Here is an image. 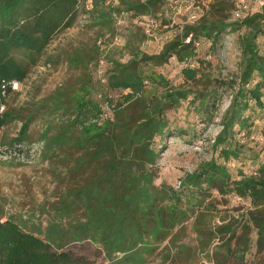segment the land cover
<instances>
[{
  "label": "trees",
  "instance_id": "trees-1",
  "mask_svg": "<svg viewBox=\"0 0 264 264\" xmlns=\"http://www.w3.org/2000/svg\"><path fill=\"white\" fill-rule=\"evenodd\" d=\"M79 1L0 0V84L27 76L28 67L11 52L25 49L35 61L55 31L71 25ZM82 1L94 24L108 28L116 14L127 13L141 30L135 33L140 42L157 37V20L168 16V10L176 32L153 53L129 40L126 59L107 53L101 56L104 37L63 53L62 60L77 73L54 91V105L57 110L61 106L64 118L45 138V147L52 151L49 158L54 157L63 167L60 186L54 199L40 207L48 217L43 227L33 222L28 228L24 220L29 218L0 213V264H91L67 249L71 243L85 240L96 245L109 264H144L155 250L189 264L194 251L181 240L185 223L211 189L249 198L253 208L235 223L215 227L205 224V219L194 223L196 248L205 251L214 242L209 254L214 262L247 264L252 231L257 250L264 249V155L257 167L248 172L243 169L237 177L226 162L238 158L245 147L236 134L252 132L254 120L247 112L257 109L264 117V3L180 0L182 8L177 12L170 7L172 0ZM188 4L191 7L186 9ZM174 13H181V22L174 21ZM233 33L240 50L237 72L230 79L212 76L201 67L204 61L198 58L196 47L207 41L218 51L223 39ZM172 57L181 65L183 82L179 84L158 70ZM58 61L51 54L46 63ZM90 64L93 71L99 68V83L106 90L91 83ZM199 82L203 83L201 89L193 86ZM220 88L230 90V99L211 146L223 161L213 156L201 162L181 177L179 188L157 184L158 158L166 146L157 149L156 138L183 133L170 128L168 111L191 96L196 111L210 120ZM113 91L118 92L116 99ZM97 95L103 97L97 99ZM6 98L0 97V104ZM47 108L55 114V108ZM30 112L25 107L5 106L0 112V132L11 121L21 119L13 138L20 141L35 116ZM198 212L200 220L205 212Z\"/></svg>",
  "mask_w": 264,
  "mask_h": 264
},
{
  "label": "rangeland",
  "instance_id": "rangeland-1",
  "mask_svg": "<svg viewBox=\"0 0 264 264\" xmlns=\"http://www.w3.org/2000/svg\"><path fill=\"white\" fill-rule=\"evenodd\" d=\"M77 15L71 25L59 27L51 36L44 51L36 57L35 61L30 59L25 49L18 48L11 52L19 62L28 67L26 85L17 93L10 94L6 98V107L22 108L27 112L35 114L29 123L26 132L20 141H14L18 135L21 119H15L5 125L0 132V213L2 215H12L16 219L24 220L28 228H32L33 222L40 223L43 227L48 220L46 214L40 212L41 206H47L53 199L55 190L60 186L59 176L63 173V167L59 162H55L54 157L49 158L52 153L45 147L46 139L56 130L58 123L64 116L61 113V106L54 105V91L58 86L65 85L66 81L72 79L77 73L69 68L62 60L65 51H71L81 43H94L100 38H105L104 53L114 58L126 59L129 56L126 44L129 40L135 41L139 48L147 53L160 50L164 41L175 35V28L168 16L158 19L159 23L155 27L156 38H146L142 42L136 37L138 24L133 21L127 13L116 14L110 25L94 24L91 11H87L84 3L80 0L76 7ZM86 9V10H85ZM181 13H174V21H180ZM164 19V20H163ZM169 21V22H168ZM168 22V23H167ZM181 22V21H180ZM106 35V36H105ZM237 34L233 33L223 39L221 49L216 51L209 47V42H202L196 48L197 56L204 63L201 65L205 71H209L212 76L220 79H230L235 76L240 56V50L236 40ZM97 39V40H96ZM261 39V38H260ZM263 41L260 40V45ZM55 54L59 61L56 64H47L49 55ZM106 59V58H105ZM93 65V64H92ZM90 64V68H92ZM99 68L96 71L91 69L92 81L96 88L106 90L99 77ZM158 70L170 79L174 84L183 82V74L180 63L172 57L168 63L158 67ZM75 72V73H74ZM194 87L203 88V83H195ZM109 93V92H107ZM113 97H118V92L113 91ZM102 96V95H101ZM97 95V99H100ZM103 97V96H102ZM56 98V94H55ZM191 96L174 109L168 111L170 128L180 130L183 133L179 136H164L161 140L156 138L155 147L157 149L163 144L166 148L158 158L159 173L155 182H163L179 188L181 177L187 172H191L197 166L211 157H218V150H213L211 144L213 138L220 129L219 120L229 103L230 90L220 88L214 104L211 105V119L205 120L203 116L194 108L190 102ZM43 99H45L43 101ZM44 102L50 109L55 108V114L49 112L47 106L41 105ZM198 100L195 101V104ZM251 114L254 124L251 127V134L244 136L243 133L236 134V138L245 144L243 152L236 159H233L227 166L233 177H237L239 171L247 172L257 167L259 159L264 155V117L262 111H248ZM44 137V139H41ZM17 145V147H15ZM253 205L249 198H242L234 192L221 193L215 189L207 191L202 204L195 208L190 218L186 221L185 234L182 241L189 244L194 251L193 259H189V264H217L209 258L214 242L205 251L196 248L198 240L193 230L194 223H202L215 227L221 223L239 221ZM204 211L205 215L198 220L199 211ZM35 212V214H32ZM3 216V219H5ZM205 217V218H204ZM23 225V224H22ZM255 233H251V244L245 254L247 264H264V249L258 251L255 245ZM217 240L215 239V242ZM75 256H82L88 259L91 264H109L102 251L88 240L73 242L68 247ZM144 264H184V260H177L174 257L164 254V252L154 251L147 255ZM139 257V262L141 263ZM224 264H234L231 261Z\"/></svg>",
  "mask_w": 264,
  "mask_h": 264
},
{
  "label": "built area",
  "instance_id": "built-area-1",
  "mask_svg": "<svg viewBox=\"0 0 264 264\" xmlns=\"http://www.w3.org/2000/svg\"><path fill=\"white\" fill-rule=\"evenodd\" d=\"M242 2L244 0H241ZM260 5L264 3V0H256ZM170 7L177 12H179L182 8V1L180 0H172V2L169 3ZM186 9L191 7V4L185 5ZM188 40V39H187ZM26 77L23 80H2L0 84V97L6 98L9 96L10 92H18L23 88V86L26 85ZM5 108V104L1 103L0 104V112L3 111ZM17 147V145L15 146Z\"/></svg>",
  "mask_w": 264,
  "mask_h": 264
}]
</instances>
